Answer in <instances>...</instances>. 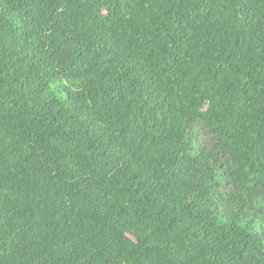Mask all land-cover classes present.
Listing matches in <instances>:
<instances>
[{
  "label": "trees",
  "instance_id": "16d2710c",
  "mask_svg": "<svg viewBox=\"0 0 264 264\" xmlns=\"http://www.w3.org/2000/svg\"><path fill=\"white\" fill-rule=\"evenodd\" d=\"M0 264H264V0H0Z\"/></svg>",
  "mask_w": 264,
  "mask_h": 264
}]
</instances>
